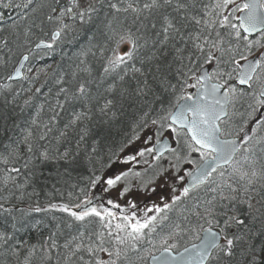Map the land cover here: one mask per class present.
Returning <instances> with one entry per match:
<instances>
[{
    "label": "snow or ice",
    "instance_id": "6c2138e0",
    "mask_svg": "<svg viewBox=\"0 0 264 264\" xmlns=\"http://www.w3.org/2000/svg\"><path fill=\"white\" fill-rule=\"evenodd\" d=\"M0 264H264V0H0Z\"/></svg>",
    "mask_w": 264,
    "mask_h": 264
},
{
    "label": "rangeland",
    "instance_id": "374dc122",
    "mask_svg": "<svg viewBox=\"0 0 264 264\" xmlns=\"http://www.w3.org/2000/svg\"><path fill=\"white\" fill-rule=\"evenodd\" d=\"M139 167H141V166H137L138 169H139ZM89 195L102 197V199L101 200H98V201L100 203H103L105 207H110L106 203L107 199H113L117 203H120L122 206H126L125 200L117 199V193H116L115 190H111L109 193H103L99 188H97V189H92ZM130 198L131 197H126V199H130ZM134 202L139 203V207L140 208H143L145 206V203L144 202H140V201H134ZM153 202L159 203V201H155V198H153V200L147 201V204L150 205ZM114 211H118V210H114Z\"/></svg>",
    "mask_w": 264,
    "mask_h": 264
},
{
    "label": "flooded vegetation",
    "instance_id": "af4514ba",
    "mask_svg": "<svg viewBox=\"0 0 264 264\" xmlns=\"http://www.w3.org/2000/svg\"><path fill=\"white\" fill-rule=\"evenodd\" d=\"M95 197H98V196H95ZM94 202H96V203H100L98 200H97V201H94Z\"/></svg>",
    "mask_w": 264,
    "mask_h": 264
},
{
    "label": "trees",
    "instance_id": "16d2710c",
    "mask_svg": "<svg viewBox=\"0 0 264 264\" xmlns=\"http://www.w3.org/2000/svg\"><path fill=\"white\" fill-rule=\"evenodd\" d=\"M190 90H193V89H189V91H190ZM91 190H92V189H91ZM91 190L89 191V193H88V194H90Z\"/></svg>",
    "mask_w": 264,
    "mask_h": 264
},
{
    "label": "bare ground",
    "instance_id": "6f19581e",
    "mask_svg": "<svg viewBox=\"0 0 264 264\" xmlns=\"http://www.w3.org/2000/svg\"><path fill=\"white\" fill-rule=\"evenodd\" d=\"M194 91H195V89L191 90L190 92H194Z\"/></svg>",
    "mask_w": 264,
    "mask_h": 264
}]
</instances>
